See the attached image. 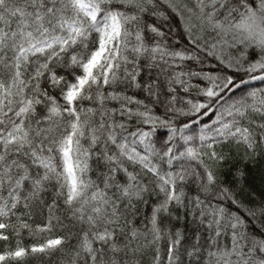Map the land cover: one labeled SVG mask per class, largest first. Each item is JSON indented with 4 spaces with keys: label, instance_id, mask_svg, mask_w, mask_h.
Here are the masks:
<instances>
[{
    "label": "snow or ice",
    "instance_id": "obj_1",
    "mask_svg": "<svg viewBox=\"0 0 264 264\" xmlns=\"http://www.w3.org/2000/svg\"><path fill=\"white\" fill-rule=\"evenodd\" d=\"M0 264H264V0H0Z\"/></svg>",
    "mask_w": 264,
    "mask_h": 264
}]
</instances>
